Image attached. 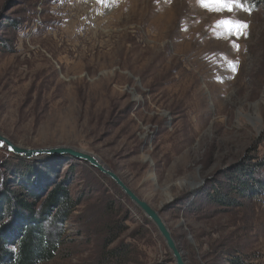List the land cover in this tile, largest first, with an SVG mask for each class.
Instances as JSON below:
<instances>
[{
  "label": "rangeland",
  "instance_id": "374dc122",
  "mask_svg": "<svg viewBox=\"0 0 264 264\" xmlns=\"http://www.w3.org/2000/svg\"><path fill=\"white\" fill-rule=\"evenodd\" d=\"M245 6L0 0V134L96 156L161 213L187 264H264V196L229 191L231 174L264 162V0ZM226 18L248 22L247 35L218 29ZM219 190L237 203L217 202ZM53 193L76 210L47 264H175L97 169L0 147L6 225L19 204L44 212Z\"/></svg>",
  "mask_w": 264,
  "mask_h": 264
},
{
  "label": "trees",
  "instance_id": "16d2710c",
  "mask_svg": "<svg viewBox=\"0 0 264 264\" xmlns=\"http://www.w3.org/2000/svg\"><path fill=\"white\" fill-rule=\"evenodd\" d=\"M248 171L231 174L230 194L239 198L264 196V162L252 164ZM231 172V171H230ZM218 201L224 205H235L232 196L217 193ZM19 215L6 225L0 218V264H47L58 252L65 222L76 210L70 198L54 193L46 201V209L36 213L30 204H19ZM50 208L53 209L52 212ZM3 214L0 210V215ZM1 217V216H0Z\"/></svg>",
  "mask_w": 264,
  "mask_h": 264
},
{
  "label": "water",
  "instance_id": "95a60500",
  "mask_svg": "<svg viewBox=\"0 0 264 264\" xmlns=\"http://www.w3.org/2000/svg\"><path fill=\"white\" fill-rule=\"evenodd\" d=\"M0 147L5 148L8 152L21 158L38 159L42 156L68 155L94 167L102 175L112 180L116 186L128 197V199L156 226L161 237L166 243L168 250L173 256L175 264H187L161 213L154 209V207H152L145 200L140 198L118 174L106 167L96 156L71 147H53L46 149L27 148L21 145H16L8 138L3 137L1 134Z\"/></svg>",
  "mask_w": 264,
  "mask_h": 264
},
{
  "label": "snow or ice",
  "instance_id": "6c2138e0",
  "mask_svg": "<svg viewBox=\"0 0 264 264\" xmlns=\"http://www.w3.org/2000/svg\"><path fill=\"white\" fill-rule=\"evenodd\" d=\"M197 2L200 6L207 8L209 11L233 12L235 9L240 8L250 13L252 10L251 7L245 6V0H197ZM216 27L218 29H223L224 32L229 35L246 36L249 24L243 20L226 18L219 20ZM236 47L238 48V45H236Z\"/></svg>",
  "mask_w": 264,
  "mask_h": 264
}]
</instances>
